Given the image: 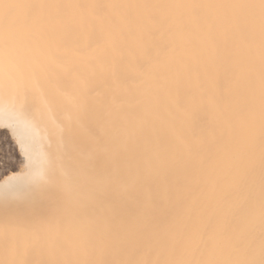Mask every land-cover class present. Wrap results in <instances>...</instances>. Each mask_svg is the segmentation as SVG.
<instances>
[{"label":"bare ground","instance_id":"1","mask_svg":"<svg viewBox=\"0 0 264 264\" xmlns=\"http://www.w3.org/2000/svg\"><path fill=\"white\" fill-rule=\"evenodd\" d=\"M0 264H264V0H0Z\"/></svg>","mask_w":264,"mask_h":264},{"label":"rangeland","instance_id":"2","mask_svg":"<svg viewBox=\"0 0 264 264\" xmlns=\"http://www.w3.org/2000/svg\"><path fill=\"white\" fill-rule=\"evenodd\" d=\"M22 167L21 154L6 128L0 127V180Z\"/></svg>","mask_w":264,"mask_h":264}]
</instances>
